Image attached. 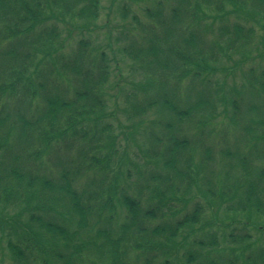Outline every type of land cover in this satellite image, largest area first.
<instances>
[{
    "label": "trees",
    "instance_id": "obj_1",
    "mask_svg": "<svg viewBox=\"0 0 264 264\" xmlns=\"http://www.w3.org/2000/svg\"><path fill=\"white\" fill-rule=\"evenodd\" d=\"M148 1L141 19L134 9ZM100 9L101 0H0L4 257L10 264H176L177 239L185 229L196 233L205 216L202 202L185 198L196 189L206 211L255 217L247 226L264 232V70L249 68L240 90H226L216 76L236 55L251 59L264 0L125 1L122 18L132 15L133 34L122 53L134 75L121 128L127 148L142 144L143 163L122 153L104 115L111 59L88 38L72 46L61 28L87 27ZM150 116L139 143L136 127ZM231 226L225 233L233 244L256 243ZM209 231L193 234L185 264H221L213 258L219 232ZM247 258L264 264V247Z\"/></svg>",
    "mask_w": 264,
    "mask_h": 264
},
{
    "label": "rangeland",
    "instance_id": "obj_2",
    "mask_svg": "<svg viewBox=\"0 0 264 264\" xmlns=\"http://www.w3.org/2000/svg\"><path fill=\"white\" fill-rule=\"evenodd\" d=\"M125 1L126 0H101L100 16L92 24L88 25L87 27H83V24L77 23L74 27V30L71 32L66 30L63 25H61V28L63 29L64 37L67 38L72 46L77 43L78 39L88 38L87 40H89L94 46L101 47L106 52L108 58L111 59L112 78L110 84H112V87L108 88L109 95L107 96V108L104 112V115L109 120V125H111L115 130V134L120 138L119 142L123 146L122 153L125 149H127L129 151L130 157L137 161V163H143L141 153L142 144H136L135 141H130L131 144L129 148H127V142L125 140L126 136L124 133H129L127 130L125 131L121 128V125H128V119L126 113L124 112L126 105L122 96H124V94L126 95L129 91H132V84L130 83L132 80L131 77L134 75V71L132 70V67L134 66L133 61L122 53V48H124L129 41L126 39L127 35L133 34L131 33L133 27L132 15L130 14L127 20L122 18L123 12L121 8L125 4ZM152 4L153 2L151 1L142 2L139 6H137L138 9L134 10L138 13L141 19H144L142 10L146 6H152ZM248 26H250V24ZM256 33L257 39L254 43L255 51L251 52V59L246 61L243 59L244 56L240 57V55H236L230 61H225L223 63V66L226 67L225 72L219 71L217 73L216 76L221 84L226 81V90L232 91L234 88L240 90L243 83V73H245L249 68L253 67L260 72L261 70H264V29L256 26ZM117 88L123 89L124 92L122 95L118 92L119 89ZM237 99L241 104L238 96ZM260 100H262V97ZM154 119L155 118L150 116L148 119H146V122L143 126L139 128L136 127V130L138 131L135 136L137 142L142 143V134L144 133L145 128L150 124L151 120ZM228 123L229 119H227L225 116H222L219 127L224 128L228 125ZM230 143L232 142L230 141ZM126 171L127 170L125 169L124 172ZM185 198H191V200L193 199L192 202H202L205 205V216L201 221L202 223L197 225L195 229L196 231H194L196 233H193L192 230L185 229L182 231V235H185V239L183 240L182 237L177 239V243L180 244L181 249L179 253V261L182 262V264H185V258L183 257L184 249L188 246V242L192 239L193 234L201 235L202 237V233L210 232L209 230L213 232H219L218 235L220 244L219 246L217 244V246L214 248L213 258L215 257V260H219L221 264H247V257L249 255L252 256V254L256 252L258 248L263 249L264 232L261 231L263 228L257 232L246 224L247 222L254 223L253 221L256 220L255 217H253L252 221H249L245 216H226L224 212H219V214L216 216L214 214L217 211L216 207H214V209L210 207V211L207 207L206 211L207 203L205 200L207 199L203 198L197 189L194 190L192 194L187 195ZM190 204L184 207L183 214L188 210ZM116 207L120 211L119 218L123 220L125 212L121 211L123 209L121 208L120 203L116 202ZM208 222H213L215 224L212 227L204 226V223ZM229 223H232V226L237 229L236 233H234V235L237 237H251L247 240V242H245L246 244L251 242L253 243L254 241H256V243L250 245V247L245 244H233L234 241L227 236L231 233H225ZM261 225L264 226L263 222ZM250 240L251 242H249ZM3 253L4 252L0 249V264H10V260L6 256L4 257ZM179 261H175V263L178 264L180 263Z\"/></svg>",
    "mask_w": 264,
    "mask_h": 264
}]
</instances>
